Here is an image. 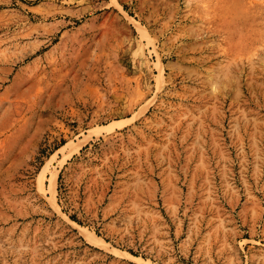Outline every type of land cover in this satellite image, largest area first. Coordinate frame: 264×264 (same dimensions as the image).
<instances>
[{"label": "rangeland", "instance_id": "obj_1", "mask_svg": "<svg viewBox=\"0 0 264 264\" xmlns=\"http://www.w3.org/2000/svg\"><path fill=\"white\" fill-rule=\"evenodd\" d=\"M0 264H264V0H0Z\"/></svg>", "mask_w": 264, "mask_h": 264}, {"label": "bare ground", "instance_id": "obj_2", "mask_svg": "<svg viewBox=\"0 0 264 264\" xmlns=\"http://www.w3.org/2000/svg\"><path fill=\"white\" fill-rule=\"evenodd\" d=\"M129 119H131V117L127 118L126 120H129ZM104 127H106V126H104ZM50 182H51V187L54 188L55 185H56V180H55L54 178H51ZM71 223H72L76 228H79L80 231H82V232H84V231H88L85 227L79 226V225H77V224H76L75 222H73V221H71ZM96 237H97V236H96L94 233H92L91 231H89L88 234H87V239H88L90 242H92L93 244H96V243H97ZM131 257H133V256H131ZM135 258H136V259H139V258H137V257H135ZM139 260H140V259H139ZM143 261H144V260H143Z\"/></svg>", "mask_w": 264, "mask_h": 264}]
</instances>
